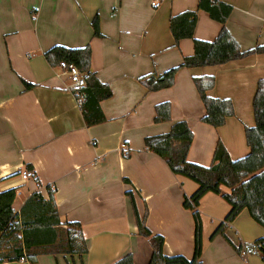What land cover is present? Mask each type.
<instances>
[{
    "label": "crops",
    "instance_id": "0c3cea01",
    "mask_svg": "<svg viewBox=\"0 0 264 264\" xmlns=\"http://www.w3.org/2000/svg\"><path fill=\"white\" fill-rule=\"evenodd\" d=\"M0 0V190L17 189L19 212L35 191L48 198L55 190L62 222L78 221L88 245L83 256L40 254L35 264H114L133 253L135 264H149L152 248L138 234L126 190L136 191L147 225L164 237L167 255L194 254V220L183 206L198 184L174 174L164 159L148 150L145 137L168 132L187 121L194 139L188 160L212 163L221 140L232 160L251 153L246 129L256 125L253 100L264 79V53L221 65L181 68L173 86L150 92L141 76L179 65L194 54V39L175 46L170 18L198 9L199 0ZM233 6L226 27L242 50L264 43V0H223ZM100 14L104 37L93 35L92 18ZM223 25L198 10L194 38L214 41ZM92 47L91 71L112 89L101 101L106 121L88 126L70 77L52 67L45 52L55 45ZM195 77H212L208 95L228 100L234 115L214 127L201 118L205 104ZM24 82L34 86L27 89ZM171 103V120L155 122V106ZM124 152H130L126 157ZM25 171L32 177L24 178ZM38 179V180H37ZM225 192L229 188L223 187ZM231 209L219 194L200 201L204 264H264L256 251L240 256L224 235L211 234ZM235 244L264 238V227L244 209L226 230ZM1 264H30L27 259Z\"/></svg>",
    "mask_w": 264,
    "mask_h": 264
},
{
    "label": "trees",
    "instance_id": "16d2710c",
    "mask_svg": "<svg viewBox=\"0 0 264 264\" xmlns=\"http://www.w3.org/2000/svg\"><path fill=\"white\" fill-rule=\"evenodd\" d=\"M200 9L208 12L212 19L223 25L214 41L194 38ZM232 11L233 6L223 0H199L198 9L186 10L171 16L170 30L175 46L184 38H193L194 54L184 57L179 65L161 74L150 73L141 76L139 81L148 91H159L174 85L177 72L181 68L221 65L252 54L264 53V43L242 50L226 27ZM91 24L93 35L104 37L98 12L92 18ZM45 58L52 67H58L64 61L76 65L79 70L86 73V86L76 92V96L82 99L80 108L84 120L88 126L105 122L107 119L101 108V101L110 98L113 93L110 86L101 82L91 71L90 44L77 48L55 45L45 52ZM194 82L206 107V113L201 120L214 127L223 125L228 116L234 115L232 102L208 95V90L214 86V78L195 77ZM24 85L27 89L34 86L28 82H24ZM253 107L256 125L246 129L251 153L236 161L232 160L221 140L217 143L211 165L203 166L189 161L188 153L194 133L185 120L175 122L166 133L145 137L146 148L164 159L174 174L190 178L198 184L193 194H185L183 197V206L192 212L194 220V254L192 258H187L184 255H167L164 252V237L153 233L147 225L149 215L147 204L141 212L137 202L140 193L128 178L123 179L126 184L132 186L126 190V195L132 205L138 234L147 238L152 248L149 264H204L202 260L204 223L200 201L208 192L221 195L231 206L224 220L211 234V239L217 235H224L240 256L256 251L264 262V238L252 243L235 244L225 233L244 209H247L251 217L264 227V79L258 82ZM155 113V122L170 121L171 103L169 101L158 103L155 106ZM123 154L126 157L130 156V152L123 151ZM33 175L35 176L34 173ZM223 187L229 188L230 191L225 192ZM47 190L48 198L40 191L33 192L18 213L13 207L17 189L0 190V264L21 259H27L30 264H35L38 256L46 253L80 256L88 253L81 223L62 222L55 190L51 185H47ZM5 240L9 241L11 247L2 244ZM114 264H135L134 254L127 253Z\"/></svg>",
    "mask_w": 264,
    "mask_h": 264
},
{
    "label": "built area",
    "instance_id": "2783aa9c",
    "mask_svg": "<svg viewBox=\"0 0 264 264\" xmlns=\"http://www.w3.org/2000/svg\"><path fill=\"white\" fill-rule=\"evenodd\" d=\"M152 5L158 7L160 5V2L158 0H154L152 1ZM58 67H60L63 70V73H66L70 77L71 83H70L69 88L75 94L76 92H78L79 90H81L83 87L86 86V73L79 70V68L76 65L68 64L62 61ZM76 98L78 99L79 103L82 102L81 98H78L77 96ZM32 176H33V173L31 171H25L23 173L24 178H29Z\"/></svg>",
    "mask_w": 264,
    "mask_h": 264
},
{
    "label": "rangeland",
    "instance_id": "374dc122",
    "mask_svg": "<svg viewBox=\"0 0 264 264\" xmlns=\"http://www.w3.org/2000/svg\"><path fill=\"white\" fill-rule=\"evenodd\" d=\"M8 242H9V241L5 240V242H3L2 244H4V246L11 247V244H9Z\"/></svg>",
    "mask_w": 264,
    "mask_h": 264
}]
</instances>
